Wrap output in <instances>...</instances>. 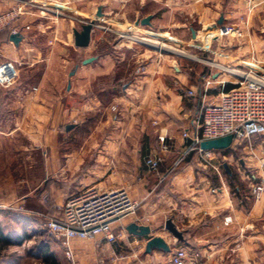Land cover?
<instances>
[{"label": "crops", "instance_id": "0c3cea01", "mask_svg": "<svg viewBox=\"0 0 264 264\" xmlns=\"http://www.w3.org/2000/svg\"><path fill=\"white\" fill-rule=\"evenodd\" d=\"M31 1L39 9L31 7L14 25L21 42L13 43L9 30L0 33V66L12 62L17 74L13 82L0 84V143L25 135L39 141L46 127L53 142L46 171L63 174L57 184L68 190L65 202L96 186L127 188L139 203L133 216L113 225L121 235L115 243L104 236L72 240L75 261L172 264L176 250L187 248L199 254V264H264V198L251 196L253 185L264 182V135L241 144L238 154L235 147L222 153L221 174L206 169L196 152L177 166L191 144L183 133L193 128L202 105L225 91L220 81L234 86L237 80L222 67L232 73L264 72V0ZM14 3L0 0V13ZM147 18L150 24L142 25ZM92 21L112 31L95 27L89 47H77L74 32ZM131 28L153 41L187 46L210 62L189 63L147 48L137 53L132 46L134 54L127 61L109 36L116 35L113 29ZM90 58L95 60L84 64ZM141 64L146 70L137 73ZM37 70L36 85L16 84ZM210 77L215 83L205 99L204 80ZM57 139L65 147L79 145L60 156ZM2 150L0 145V156ZM154 156L163 158L157 173L145 165ZM16 196L8 198L0 185V217L9 215L3 212L8 203L30 198ZM10 214L23 222L25 214ZM169 220L184 241L166 230ZM131 223L150 227L152 236L165 239L171 251L146 254L148 238L128 234ZM8 242L0 229V246ZM51 245L65 254L62 242Z\"/></svg>", "mask_w": 264, "mask_h": 264}, {"label": "built area", "instance_id": "2783aa9c", "mask_svg": "<svg viewBox=\"0 0 264 264\" xmlns=\"http://www.w3.org/2000/svg\"><path fill=\"white\" fill-rule=\"evenodd\" d=\"M14 5L7 11L0 13V33L9 30L13 35L18 34L15 23L27 13L28 9L38 5L31 0H13ZM59 16L58 11L53 12ZM106 32L112 29L96 25ZM28 29V28H27ZM117 47L124 42L150 46L151 40L146 36L134 35L132 32H116ZM160 43V42H158ZM223 71L237 77L234 88L220 93L218 100L206 102L202 105L200 113L192 122L193 128L185 130L183 138L190 140L187 152L177 162L182 163L190 152L198 154L199 162L209 170L218 174L223 172L224 158L220 151H204L200 145L204 141L216 140L233 136V146L249 143L256 136L264 135V72L252 69L232 73L222 67ZM146 66L141 64L137 73H144ZM17 77L15 66L12 62L0 66V84L13 82ZM203 97L206 99L215 80L205 78ZM222 87L225 81H220ZM189 96L194 92L189 91ZM170 150L169 144H164ZM163 162L161 156L146 159L145 165L157 173ZM251 196L255 200L264 198V182L255 183L251 188ZM139 207L126 188L102 190L96 186L88 187L71 195L62 207V215L48 221L47 229L57 241L63 243L65 253L69 259L73 258L70 242L74 239L93 240L104 236L109 243H115L121 235L115 233L113 225L133 216ZM172 264H199V254L187 248H178L172 255Z\"/></svg>", "mask_w": 264, "mask_h": 264}, {"label": "rangeland", "instance_id": "374dc122", "mask_svg": "<svg viewBox=\"0 0 264 264\" xmlns=\"http://www.w3.org/2000/svg\"><path fill=\"white\" fill-rule=\"evenodd\" d=\"M113 31L115 33L132 32L134 35L136 34L132 28L124 31H115L113 29ZM109 39L114 42L117 36L112 33ZM151 42H160L166 48L168 47L169 50L161 51L160 49H154V46L152 48L131 42H124L121 44L122 47L119 50L127 61L134 54L132 52L134 50H129V47L132 46L137 53L145 52L147 48L156 51L158 54H168L175 59L189 63L199 61L201 62L200 64L206 65L210 62L201 58V54L195 53L187 46H179L169 40H151ZM158 48L161 47L159 46ZM176 50L183 54H178ZM188 56L195 57L196 59L189 58ZM139 64L136 63L130 66L131 72H129V75H131L132 71H135L136 66ZM223 67L229 69L228 67ZM38 73H40L39 70L34 73L25 74L23 80L21 79L22 81L16 82V84L23 82V84L36 85ZM46 130L47 128L44 127L43 132L41 131L39 141H28V136L25 135L24 137H18L16 140L0 143L3 147L0 156V185L6 191L8 198L17 195L16 197L19 199L20 197L30 195L29 202L25 199L23 204L18 203L17 205L15 200L8 203L3 212L9 213V215L0 217V229L9 238L8 243H3L0 246V264H80L77 262L78 260L75 261L74 255L72 259H69L66 253L63 254V251L62 254L55 252L51 245L52 242L58 243L60 241H57L50 234L47 224L48 221L62 215V207L65 204L64 196L68 190L57 184L58 179H62L63 174L48 173L46 171L47 162L51 155L50 146L53 148V142L48 141V136L45 135L47 134ZM49 130L51 129H48V132ZM55 143L56 153H59L60 156L63 155V151L66 148L67 150L75 149L79 145L76 142L72 146L68 145L65 147L64 142L59 139ZM234 150L238 154L239 147H235ZM60 197L62 201L59 200ZM10 213L25 214L22 218L23 222L16 219V216ZM108 264H118V262H113L109 259Z\"/></svg>", "mask_w": 264, "mask_h": 264}, {"label": "water", "instance_id": "95a60500", "mask_svg": "<svg viewBox=\"0 0 264 264\" xmlns=\"http://www.w3.org/2000/svg\"><path fill=\"white\" fill-rule=\"evenodd\" d=\"M97 16L101 17L102 14L98 13ZM150 20H151L150 18L144 19L143 21H141V24L142 25H149ZM96 25H98L97 22L92 21V22H89L86 25H84L82 27L81 31L76 30L74 32L75 43H76L77 47H79V48H88L89 47V44L91 41V36H92V30L96 27ZM10 39L13 43L18 45L21 42L22 38H21L20 34H14L11 36ZM150 47L153 48L152 45H150ZM155 48L159 50V48L154 47V49ZM161 51H163V50H161ZM94 60H95V58H90V59L84 61V64H89V63L93 62ZM69 128L70 127H68V129ZM233 141H234L233 136H227V137L216 139V140L204 141L201 143L200 147L204 151H210V150L225 151V150L232 148ZM225 169L227 171H229V168L227 165H225ZM165 228L174 239H176L177 241H184V237H183L182 232H180L176 228L173 221L169 220L166 223ZM126 231L128 232V234L136 236V237L148 238V242L146 244V254H151L154 249H158V250H161V251H164L167 253L171 251V247L165 239H163L162 237H157V236L153 237L152 236V230L148 226L139 225L137 223H131L130 225H128L126 227Z\"/></svg>", "mask_w": 264, "mask_h": 264}, {"label": "trees", "instance_id": "16d2710c", "mask_svg": "<svg viewBox=\"0 0 264 264\" xmlns=\"http://www.w3.org/2000/svg\"><path fill=\"white\" fill-rule=\"evenodd\" d=\"M232 88H234V86L233 85H226V87L224 88V90L225 91H229V90H231ZM227 151L225 150V151H220V153L222 154H224V153H226ZM3 236V235H2ZM5 239V241H7V239L6 238H4Z\"/></svg>", "mask_w": 264, "mask_h": 264}, {"label": "bare ground", "instance_id": "6f19581e", "mask_svg": "<svg viewBox=\"0 0 264 264\" xmlns=\"http://www.w3.org/2000/svg\"><path fill=\"white\" fill-rule=\"evenodd\" d=\"M152 44H153V45H156V46H158V47L160 46L162 49H167V50H169L168 47L166 48L165 45H162V44H160V43H156V42L153 43V42H152ZM176 52L179 53V54H183L182 52H178L177 50H176ZM235 71H236V70H235ZM238 72H239V71H238ZM236 73H237V72H236Z\"/></svg>", "mask_w": 264, "mask_h": 264}]
</instances>
